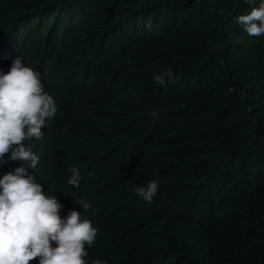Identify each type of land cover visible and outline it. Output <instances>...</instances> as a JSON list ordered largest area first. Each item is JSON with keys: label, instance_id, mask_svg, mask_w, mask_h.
I'll return each mask as SVG.
<instances>
[{"label": "trees", "instance_id": "trees-1", "mask_svg": "<svg viewBox=\"0 0 264 264\" xmlns=\"http://www.w3.org/2000/svg\"><path fill=\"white\" fill-rule=\"evenodd\" d=\"M250 10L0 0V70L22 58L58 108L42 141H26L40 158L31 171L61 217L76 210L97 228L86 264H264V36L233 23ZM169 68L171 82L154 81ZM20 164L0 165V178ZM153 179L148 203L133 188Z\"/></svg>", "mask_w": 264, "mask_h": 264}, {"label": "clouds", "instance_id": "clouds-1", "mask_svg": "<svg viewBox=\"0 0 264 264\" xmlns=\"http://www.w3.org/2000/svg\"><path fill=\"white\" fill-rule=\"evenodd\" d=\"M251 6L246 14L233 18L252 37L264 36V0H244ZM220 14L223 15V9ZM161 86L174 79L169 68L161 74H153ZM57 105L51 94L45 91L40 73L26 66L22 58L12 61L10 70H0V165L20 161L0 178V264H86L87 247H92L97 228L81 213L70 210L61 217L63 205L45 192L36 179L35 169L39 156L34 151L42 141L46 122L54 118ZM153 118L156 114L153 113ZM7 157V159H5ZM68 185L79 189L81 177L76 167H71ZM159 179L133 188V192L151 203L158 194ZM75 203L92 214L98 209L86 200ZM55 245V246H54ZM93 264H107L96 259Z\"/></svg>", "mask_w": 264, "mask_h": 264}]
</instances>
